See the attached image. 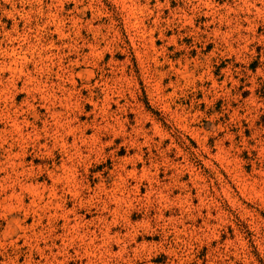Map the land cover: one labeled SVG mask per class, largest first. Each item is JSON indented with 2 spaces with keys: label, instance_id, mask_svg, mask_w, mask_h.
Masks as SVG:
<instances>
[{
  "label": "rangeland",
  "instance_id": "obj_1",
  "mask_svg": "<svg viewBox=\"0 0 264 264\" xmlns=\"http://www.w3.org/2000/svg\"><path fill=\"white\" fill-rule=\"evenodd\" d=\"M0 264H264V0H0Z\"/></svg>",
  "mask_w": 264,
  "mask_h": 264
}]
</instances>
